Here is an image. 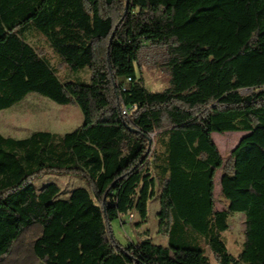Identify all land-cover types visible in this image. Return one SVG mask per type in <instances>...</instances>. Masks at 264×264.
<instances>
[{
  "label": "trees",
  "instance_id": "1",
  "mask_svg": "<svg viewBox=\"0 0 264 264\" xmlns=\"http://www.w3.org/2000/svg\"><path fill=\"white\" fill-rule=\"evenodd\" d=\"M126 2L0 0V110L35 94L83 115L64 134L0 133V262L26 249L35 264H212L209 249L218 264H264V0H129L127 12ZM146 49L169 73L161 91L138 72ZM233 131L247 134L225 163L212 134ZM50 172L86 186L38 187ZM156 182L168 245H122L112 223H147ZM238 212L244 240L233 255L222 235Z\"/></svg>",
  "mask_w": 264,
  "mask_h": 264
},
{
  "label": "rangeland",
  "instance_id": "2",
  "mask_svg": "<svg viewBox=\"0 0 264 264\" xmlns=\"http://www.w3.org/2000/svg\"><path fill=\"white\" fill-rule=\"evenodd\" d=\"M28 41L39 47L51 64L59 70V75L71 78L72 73L61 62L58 56L49 47L45 37L41 35H28ZM139 74L143 77L145 86L151 91H161L169 86V73L160 64V54L146 49L140 56L137 65ZM81 77L88 79L89 71L81 74ZM248 91H244L247 93ZM83 123V115L77 104L67 106L59 105L56 102L35 94H30L20 104L11 109L0 110V133L16 138L29 136L37 130H48L64 134L74 130ZM247 133L243 131H233L226 133L214 132L212 134L214 142L217 144L226 163L232 149L238 144L240 139ZM224 169H219L215 178V198L216 208L223 209L225 200L220 194V180ZM38 187L48 182H57L63 192L68 194L75 187L86 186V181L82 176L71 175L60 172L45 173L35 180ZM160 186L156 182V194L152 197L148 205V221L141 227L135 226L138 217L129 221L128 216H124L127 222L121 223L120 219L112 223L114 237L124 246L131 242L142 241L150 238L154 243L167 246L169 237L159 233L158 211ZM246 215L243 212L235 213L229 218V230L223 233L222 237L226 241L229 252L237 255L241 250L244 240ZM212 264H218L217 259L208 249ZM0 264H35L30 257L29 250H16L7 256Z\"/></svg>",
  "mask_w": 264,
  "mask_h": 264
},
{
  "label": "water",
  "instance_id": "3",
  "mask_svg": "<svg viewBox=\"0 0 264 264\" xmlns=\"http://www.w3.org/2000/svg\"><path fill=\"white\" fill-rule=\"evenodd\" d=\"M128 4H129V0H127V2H126V12H127V10H128ZM125 12V13H126ZM113 38V37H112Z\"/></svg>",
  "mask_w": 264,
  "mask_h": 264
},
{
  "label": "built area",
  "instance_id": "4",
  "mask_svg": "<svg viewBox=\"0 0 264 264\" xmlns=\"http://www.w3.org/2000/svg\"><path fill=\"white\" fill-rule=\"evenodd\" d=\"M133 219V215L131 214L130 216H129V221H131Z\"/></svg>",
  "mask_w": 264,
  "mask_h": 264
}]
</instances>
